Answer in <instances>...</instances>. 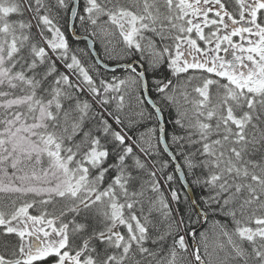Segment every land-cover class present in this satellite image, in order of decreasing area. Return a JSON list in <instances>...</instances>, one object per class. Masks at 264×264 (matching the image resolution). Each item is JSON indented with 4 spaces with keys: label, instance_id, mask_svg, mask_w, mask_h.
<instances>
[{
    "label": "snow or ice",
    "instance_id": "6c2138e0",
    "mask_svg": "<svg viewBox=\"0 0 264 264\" xmlns=\"http://www.w3.org/2000/svg\"><path fill=\"white\" fill-rule=\"evenodd\" d=\"M0 194V264H264V0H0Z\"/></svg>",
    "mask_w": 264,
    "mask_h": 264
},
{
    "label": "trees",
    "instance_id": "16d2710c",
    "mask_svg": "<svg viewBox=\"0 0 264 264\" xmlns=\"http://www.w3.org/2000/svg\"><path fill=\"white\" fill-rule=\"evenodd\" d=\"M65 28H66V26H65ZM77 33H79V34H86L85 31H84V29L79 26V22L78 21H77ZM66 35L68 36L69 41H70V43H71V45H72V47L74 49H84L85 48V44H86V41L85 40H80V41L74 40L71 37L70 33L67 32V31H66ZM58 67L60 68V71H65V69L62 66L58 65ZM108 75L110 77L111 76V73H108ZM162 75L163 74L161 73V76ZM213 91H214V89H213ZM181 100H182V98H181ZM174 118H175V109L166 107L164 109V112H163V121H164V125H165V127H166V129L168 130L169 133H171V130H172L171 121ZM151 126H152L151 124H146L143 127H140L138 129H135L133 133H129V134L130 135H135L136 132H142V131L145 130L146 127H151ZM113 127H116L115 124H113ZM164 158L167 159V156H165ZM174 167H175L174 164L173 163H170L169 164V167L166 169V172H173L174 171ZM190 182H191V178H189V183ZM162 186H163V183H162ZM173 186L176 187L181 193H184L186 191L185 188H184V186L180 183V180H179L177 174H176V181L173 184ZM191 190H192V193H193L194 198H196V194L199 193V188H196L195 189V193L193 192V187H191ZM147 210H148V206H147V204H145V212H147ZM35 214H36V212H35ZM153 215L156 216L155 213ZM157 219H158V217H157ZM195 219H196V217H195V215H193V220H195ZM223 219L224 218L222 216H219V215L213 216V215L210 214L208 216L207 220L204 221V225L202 227L203 228L202 230H199L198 229V226L200 225L201 220L198 223L194 224L193 227L196 229V235H195L196 242H199L200 241V233L201 232L208 233V232H211L212 231L213 221H215V220H221V221H223ZM122 230H124V229H122ZM187 238L189 240V243L192 245V242L193 241H192L191 236H189ZM8 239H10L9 241H11V238H8ZM201 253H203V249H201Z\"/></svg>",
    "mask_w": 264,
    "mask_h": 264
},
{
    "label": "flooded vegetation",
    "instance_id": "af4514ba",
    "mask_svg": "<svg viewBox=\"0 0 264 264\" xmlns=\"http://www.w3.org/2000/svg\"><path fill=\"white\" fill-rule=\"evenodd\" d=\"M226 2L229 4V6H231L232 0H226ZM206 32H207V29H206ZM238 39H239L238 37L234 38V40H237V41H238ZM201 46H203L202 42H201ZM96 48L100 52L101 56H103V53H102V51H101L100 46H99L98 43L96 45ZM221 55H224V53H221ZM144 66L147 67V64L145 63ZM117 74H119V73H117ZM212 78L213 79H217L214 76ZM30 211H32L33 214H35V212L33 210H30ZM0 231H2V230H0ZM8 238H11V241H9L10 239H8ZM5 241L8 242V244H9V250H10L11 245L16 241V237L14 235H9V236L0 235V251H4V248L2 247V245H3V243ZM52 259H54V258L47 259L46 261L43 262V264H52Z\"/></svg>",
    "mask_w": 264,
    "mask_h": 264
},
{
    "label": "water",
    "instance_id": "95a60500",
    "mask_svg": "<svg viewBox=\"0 0 264 264\" xmlns=\"http://www.w3.org/2000/svg\"><path fill=\"white\" fill-rule=\"evenodd\" d=\"M69 33H70L71 37H72L74 40H77V41L85 40V41H86V39H85L86 34H79V33H77L76 36H73L71 32H69ZM86 42H87V41H86ZM160 122H161V124L164 125V123H163V117H162V116L160 117ZM173 164H174V163H173ZM174 166H175V165H174ZM177 176H178V174H177ZM178 178H179V176H178ZM183 186H184L186 192H188L189 194H193V193H192V190H191V187H187L186 185H183ZM193 198H194V196H193ZM194 199H195V198H194ZM204 221H205V220H204L203 218H201L200 226H202V225L204 224ZM191 238H192V237H191ZM192 241H193V238H192ZM192 244H193V242H192Z\"/></svg>",
    "mask_w": 264,
    "mask_h": 264
},
{
    "label": "rangeland",
    "instance_id": "374dc122",
    "mask_svg": "<svg viewBox=\"0 0 264 264\" xmlns=\"http://www.w3.org/2000/svg\"><path fill=\"white\" fill-rule=\"evenodd\" d=\"M98 44H99V42H97ZM100 46V45H99ZM100 49H101V51H102V53H103V50H102V48L100 47ZM181 102H183L182 100H181ZM3 198V196H2V194H0V199H2ZM208 234V236H209V252H212V244H211V237H212V231L211 232H208L207 233ZM187 240H188V238H187ZM188 243H189V240H188ZM189 245L191 246V244L189 243ZM203 254H204V252H203ZM207 259V258H206Z\"/></svg>",
    "mask_w": 264,
    "mask_h": 264
},
{
    "label": "bare ground",
    "instance_id": "6f19581e",
    "mask_svg": "<svg viewBox=\"0 0 264 264\" xmlns=\"http://www.w3.org/2000/svg\"><path fill=\"white\" fill-rule=\"evenodd\" d=\"M162 117H163V115H162ZM163 123H164V121H163ZM164 126H165V125H164ZM203 225H204V224H203ZM203 225H202V226L199 225V226H198V229H199V230H202V229H203V228H202Z\"/></svg>",
    "mask_w": 264,
    "mask_h": 264
}]
</instances>
